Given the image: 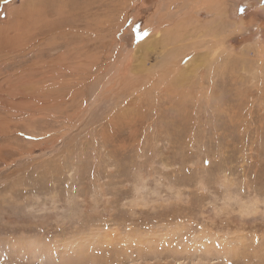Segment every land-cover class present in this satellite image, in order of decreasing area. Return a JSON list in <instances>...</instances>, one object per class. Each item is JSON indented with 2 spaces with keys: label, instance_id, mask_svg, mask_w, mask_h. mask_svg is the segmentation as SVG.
I'll list each match as a JSON object with an SVG mask.
<instances>
[{
  "label": "rangeland",
  "instance_id": "374dc122",
  "mask_svg": "<svg viewBox=\"0 0 264 264\" xmlns=\"http://www.w3.org/2000/svg\"><path fill=\"white\" fill-rule=\"evenodd\" d=\"M0 264H264V0H0Z\"/></svg>",
  "mask_w": 264,
  "mask_h": 264
},
{
  "label": "bare ground",
  "instance_id": "6f19581e",
  "mask_svg": "<svg viewBox=\"0 0 264 264\" xmlns=\"http://www.w3.org/2000/svg\"><path fill=\"white\" fill-rule=\"evenodd\" d=\"M205 3H206V1H205ZM170 4H173V3H170ZM218 4H219V2H218ZM217 4V5H218ZM202 5V4H201ZM200 5V6H201ZM200 6H198V7H200ZM207 6H208V4H207ZM221 7V6H220ZM194 9V8H193ZM217 10L219 11V9L218 8H216V14H217V17H219V12H217ZM185 12V11H184ZM187 13V12H186ZM180 16L181 17H179L180 19H181V21L179 22V26H180V33L179 34H177V35H174L173 36V38H171L170 39V37H171V34L169 33V32H167V33H165V38L163 37L162 38V41H166V42H168V43H170L171 42V40H174V39H176L177 37H185V35L187 36V34L189 33V31L191 30L195 35H199L200 37H202L205 33H207L208 31V26H200V28H198L199 27V25L196 23V22H193V21H191V19H186L185 18V15L183 16V15H181L180 14ZM175 18V17H174ZM189 18V17H188ZM125 20V19H124ZM173 20V17H172V15L169 13V15H168V19L166 20V24L167 25H169V24H171V23H168V22H170V21H172ZM215 25V24H214ZM193 29V30H192ZM171 32V31H170ZM192 34H190V36H191ZM203 39L204 38H202V39H199L200 40V42H203ZM145 41H147V39L145 40ZM175 44V43H174ZM168 45V44H167ZM206 46H207V44H205ZM215 45V44H214ZM192 47H194V46H192ZM208 47V46H207ZM211 51V50H210ZM214 51V50H213ZM213 51H211V52H209L210 54L209 55H211V56H214V54L216 53L215 51L213 52ZM185 52V51H184ZM218 53H221V51L220 52H218ZM217 54V53H216ZM216 57V59H218V58H221L220 57V54H217V55H215ZM198 57H201L200 55L198 56ZM163 58V57H162ZM192 59V58H191ZM193 60H194V58H193ZM196 60V59H195ZM192 61V60H191ZM213 63V62H212ZM216 63V62H215ZM78 64V63H77ZM81 64V63H80ZM191 64V63H190ZM193 65V64H192ZM200 71V70H199ZM220 73V72H219ZM234 77V76H233ZM174 78V77H173ZM170 82V81H169ZM170 87V86H169ZM166 89V88H165ZM164 89V90H165ZM167 92V91H166ZM166 98V97H165ZM170 98V97H169ZM182 98V97H181ZM170 106V105H169ZM180 109V108H179Z\"/></svg>",
  "mask_w": 264,
  "mask_h": 264
}]
</instances>
